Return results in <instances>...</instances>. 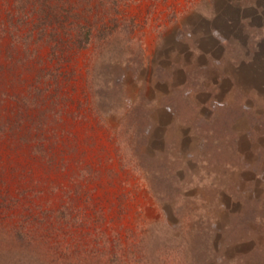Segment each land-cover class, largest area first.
<instances>
[{
  "label": "rangeland",
  "instance_id": "obj_1",
  "mask_svg": "<svg viewBox=\"0 0 264 264\" xmlns=\"http://www.w3.org/2000/svg\"><path fill=\"white\" fill-rule=\"evenodd\" d=\"M0 264H264V0H0Z\"/></svg>",
  "mask_w": 264,
  "mask_h": 264
},
{
  "label": "trees",
  "instance_id": "obj_2",
  "mask_svg": "<svg viewBox=\"0 0 264 264\" xmlns=\"http://www.w3.org/2000/svg\"><path fill=\"white\" fill-rule=\"evenodd\" d=\"M19 2H20V0H14V3L17 7L19 5ZM75 27L77 29L76 34H75V40H76L78 46H83V45L87 44L89 41V38H90V35L88 32L89 28L86 25L79 24V23H77ZM134 125L135 124L131 125L130 128L131 127L133 128ZM136 126L142 127L143 125L141 123V124L136 125ZM209 129H207L206 132ZM226 135H227V132L224 133V136H226ZM126 161L127 162H124L125 164L127 163L128 165H131V167H133V169H135L136 171L140 170L141 164H139L137 161L135 163H131V161L129 159H127ZM143 171L145 173L147 188L149 191H151L152 196L156 201L161 202V200H163L166 197H169L171 195V193L177 189V183L175 182V180L177 178L174 177L173 175H171L170 172H168L167 175L162 176V178H156V175H154V174L158 175V173L155 170L150 171V169L149 170L144 169ZM148 173L150 174L149 177H151V179L150 178L148 179ZM162 182L164 184V188L159 187L160 185H162ZM204 229L205 230H203V234L205 235V237H209V230L207 228H204ZM186 240L187 239H185L184 242H186ZM184 244L185 243H182V247ZM138 261L142 262L143 258L139 257Z\"/></svg>",
  "mask_w": 264,
  "mask_h": 264
}]
</instances>
